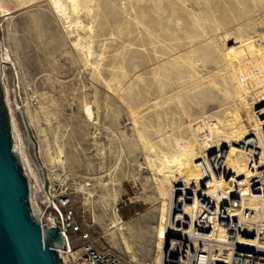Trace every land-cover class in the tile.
Returning a JSON list of instances; mask_svg holds the SVG:
<instances>
[{"label": "rangeland", "instance_id": "obj_1", "mask_svg": "<svg viewBox=\"0 0 264 264\" xmlns=\"http://www.w3.org/2000/svg\"><path fill=\"white\" fill-rule=\"evenodd\" d=\"M65 2L62 15L49 0H0L11 13L0 11V55L8 48L14 59L1 63L2 80L38 196L51 205L69 196L61 207L99 246L152 262L165 214L170 242V217L213 196H166L197 189L172 157L211 173V157L224 158L217 192L241 195L232 177L250 176L241 144L264 127V0ZM116 216L135 260L109 230Z\"/></svg>", "mask_w": 264, "mask_h": 264}, {"label": "built area", "instance_id": "obj_2", "mask_svg": "<svg viewBox=\"0 0 264 264\" xmlns=\"http://www.w3.org/2000/svg\"><path fill=\"white\" fill-rule=\"evenodd\" d=\"M258 133L241 144L251 156L250 176L243 188H237L241 195L220 191L203 200L191 215L181 219L171 216L169 231L176 233L170 234L173 240L162 264H264V131ZM34 156L39 159L40 153L34 152ZM211 159V170L222 172L224 158ZM199 163L208 175L206 164ZM242 193L251 204L243 205ZM59 200L48 203L60 215L67 254L71 248L80 252L77 264H132L121 253L99 246L92 229L74 209L61 207L70 204L69 196L61 195Z\"/></svg>", "mask_w": 264, "mask_h": 264}, {"label": "water", "instance_id": "obj_3", "mask_svg": "<svg viewBox=\"0 0 264 264\" xmlns=\"http://www.w3.org/2000/svg\"><path fill=\"white\" fill-rule=\"evenodd\" d=\"M38 193L19 152L0 62V264H73L60 215Z\"/></svg>", "mask_w": 264, "mask_h": 264}, {"label": "bare ground", "instance_id": "obj_4", "mask_svg": "<svg viewBox=\"0 0 264 264\" xmlns=\"http://www.w3.org/2000/svg\"><path fill=\"white\" fill-rule=\"evenodd\" d=\"M49 1H50L52 7L54 8V10L56 12H58L59 14L64 15V11L67 8V2H65V0H49ZM68 1L72 5H74L75 3L78 2V6L80 7V10H84L85 9L83 7V0H68ZM86 7H88V6H86ZM74 9H76V8H74ZM0 11L3 13V16H7L10 13L9 12L10 9L8 7H6V6H4L3 4H0ZM90 29H92V27ZM4 51L5 52L2 53V55H0V60H1L2 65H3V63H5V61H12L13 62L14 59H13L9 49L6 48V49H4ZM92 56H93V46L90 43V54H87V57H88L89 60H91ZM4 73H5V71H4ZM5 91H6V101H7L10 113H11L13 128H14V131H15V133L17 135V138H18L19 152H20V154H21V156H22V158H23V160L25 162V165H26V167H27V169L29 171V174L31 175L33 181H35V178L38 179L39 175L34 170V168L32 167L27 153H25L26 150L24 148L23 137H22L21 132H20L18 126H17V117H16V114H15V108L13 106V102H12L11 97H10V87H9V85L7 83L5 85ZM28 106H30V105L28 104L27 108H28ZM259 131H264V127L263 128L262 127L259 128L258 131H256V133L253 134V136H255V135L258 136V134H259L258 132ZM262 148L264 149L263 146H262ZM263 155H264V153H263ZM178 160H179L180 164L182 165L181 166L182 167L181 175L185 179L192 181L195 184V186H196V188L198 190L197 189H195V190H193V189H181V187L174 186V187L164 188L166 190V192H165L166 196L174 198L175 201H178V200L183 199L184 197H187V196H199V198L200 197L201 198H203V197L206 198L204 196V194H211V195L214 196V195L219 193V192L215 191L216 189L220 188V184H219V182H217V177H216L215 173H213L214 171L211 170L212 171V173H211L208 170L207 171L208 175H207V173L203 170V168L202 169L198 168V166L195 163V160L189 159V158H186V157H183V156L172 157V161L173 162L177 163ZM228 163L229 162H227V164ZM246 179H247L246 174L241 169H237L235 171L233 177H232V186H234L235 188H238V187L239 188H243V185L247 181ZM44 189H45L44 192H49L47 187L46 188L44 187ZM230 189L231 188L229 187V185H228V187L226 185V190H230ZM226 193H228V192H226ZM165 200H164L165 204L167 205L168 201H167L166 198H165ZM174 200H173V202H174ZM174 205H175V203H174ZM165 215L167 216V213ZM166 216H164L162 218V222H161V226H160V237H159V241H158V244H157L158 245V250H157V253H156L155 257H154V260L152 262H146L145 264H162L163 263V258H165L166 255H167V251H168V248H169V246H167V243L169 242L170 237H167L168 235L166 236V231H165L166 230L165 229ZM125 224L126 223H124V221L121 218H118L116 216V218H114L112 220V222L110 223L109 230H111L113 232L112 235H114V236L116 234H118V236L120 235V239L122 240V244L124 245L126 252L130 253L131 255H133V252L131 251V248L128 245V243H127V241L125 240V237H124V230L126 229ZM168 233H171V230H170V232L168 231ZM172 233H176V232H172ZM219 237L220 238L224 237L222 231L219 232ZM172 240L173 239H171V241ZM79 254H80L79 250L71 248V251L68 253V256L71 257V260L68 261V263L77 264L76 261H77V259L79 257ZM132 259L133 260L136 259L135 255L132 256Z\"/></svg>", "mask_w": 264, "mask_h": 264}]
</instances>
